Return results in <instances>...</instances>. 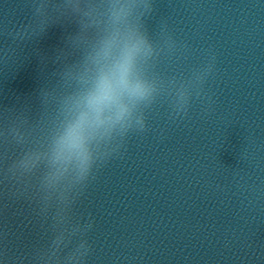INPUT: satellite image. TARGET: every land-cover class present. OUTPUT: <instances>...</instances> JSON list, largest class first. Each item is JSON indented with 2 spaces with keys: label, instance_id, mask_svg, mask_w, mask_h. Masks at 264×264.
I'll return each mask as SVG.
<instances>
[{
  "label": "clouds",
  "instance_id": "1",
  "mask_svg": "<svg viewBox=\"0 0 264 264\" xmlns=\"http://www.w3.org/2000/svg\"><path fill=\"white\" fill-rule=\"evenodd\" d=\"M145 7L151 10L150 3ZM167 39L174 49L175 42L171 37ZM158 55L147 37L137 30L126 34L116 31L93 48L81 70L64 73L77 81V87L64 100L53 162L62 170L73 165L76 179L84 189L96 178L94 169L121 154L131 133L147 130L145 111L160 96L166 93L172 97L174 116L187 115L191 89L197 88L196 96L201 95L199 86L212 72L215 60L213 56V62L194 73L192 80L180 82L173 95L147 71L149 60Z\"/></svg>",
  "mask_w": 264,
  "mask_h": 264
}]
</instances>
